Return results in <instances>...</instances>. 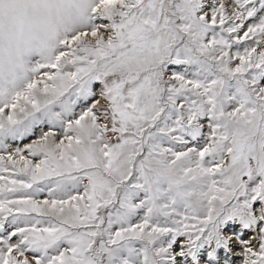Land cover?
<instances>
[{
    "label": "snow or ice",
    "instance_id": "1",
    "mask_svg": "<svg viewBox=\"0 0 264 264\" xmlns=\"http://www.w3.org/2000/svg\"><path fill=\"white\" fill-rule=\"evenodd\" d=\"M0 264H264V0H0Z\"/></svg>",
    "mask_w": 264,
    "mask_h": 264
}]
</instances>
